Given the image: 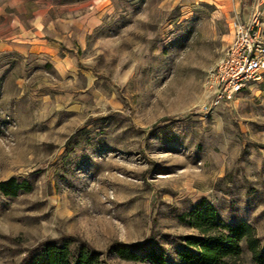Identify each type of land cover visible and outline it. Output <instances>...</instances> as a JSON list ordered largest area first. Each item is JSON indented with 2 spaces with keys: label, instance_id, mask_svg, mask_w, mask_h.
<instances>
[{
  "label": "rangeland",
  "instance_id": "obj_1",
  "mask_svg": "<svg viewBox=\"0 0 264 264\" xmlns=\"http://www.w3.org/2000/svg\"><path fill=\"white\" fill-rule=\"evenodd\" d=\"M235 19L264 29V0H0V181L31 185L0 190V264L50 239L152 264L110 246L153 235L182 264L168 235H201L181 215L202 202L264 250V75L205 109Z\"/></svg>",
  "mask_w": 264,
  "mask_h": 264
},
{
  "label": "trees",
  "instance_id": "obj_2",
  "mask_svg": "<svg viewBox=\"0 0 264 264\" xmlns=\"http://www.w3.org/2000/svg\"><path fill=\"white\" fill-rule=\"evenodd\" d=\"M30 189L28 181L20 182L16 177L0 181V190L6 195L16 196L20 190ZM181 220L201 233L199 236L168 235L183 244L179 251L182 264H237L236 261L242 254L241 243L244 240L252 252L254 263L264 264V250L260 248V241L250 223L220 225L217 223L216 209L206 202L200 203L190 214L189 219L182 214ZM217 227L223 230L218 231ZM156 240V235H153L143 244H122L116 241L110 248L123 259L167 264L166 254L155 248ZM160 247L163 248L162 245ZM139 250L146 251L140 253ZM102 253L83 242L72 249L66 239H50L40 244V248L28 264H97Z\"/></svg>",
  "mask_w": 264,
  "mask_h": 264
},
{
  "label": "built area",
  "instance_id": "obj_3",
  "mask_svg": "<svg viewBox=\"0 0 264 264\" xmlns=\"http://www.w3.org/2000/svg\"><path fill=\"white\" fill-rule=\"evenodd\" d=\"M232 40L205 79L207 111L232 101L264 75V29L254 21L247 26L235 19Z\"/></svg>",
  "mask_w": 264,
  "mask_h": 264
}]
</instances>
